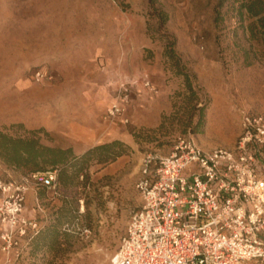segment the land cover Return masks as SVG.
I'll return each mask as SVG.
<instances>
[{
	"label": "rangeland",
	"instance_id": "374dc122",
	"mask_svg": "<svg viewBox=\"0 0 264 264\" xmlns=\"http://www.w3.org/2000/svg\"><path fill=\"white\" fill-rule=\"evenodd\" d=\"M216 3L0 0V130L43 128V143L81 153L85 149L70 145L79 144L73 134L99 124L102 143L119 139L130 146L114 162L91 168L86 186L65 193L57 184L34 187L40 227L55 217L63 198L74 199L77 215L60 225L70 243L58 251L28 244L20 264H113L129 216L141 203L135 182L147 155H167L182 134L205 150L231 148L239 111L264 114V63L237 60L230 32L235 22L216 26ZM160 12L167 15L161 24ZM185 75L198 92L196 103L176 96ZM122 84L129 86V103L123 116L108 119L106 108Z\"/></svg>",
	"mask_w": 264,
	"mask_h": 264
},
{
	"label": "built area",
	"instance_id": "2783aa9c",
	"mask_svg": "<svg viewBox=\"0 0 264 264\" xmlns=\"http://www.w3.org/2000/svg\"><path fill=\"white\" fill-rule=\"evenodd\" d=\"M129 93L122 84L106 118L123 116ZM239 125L231 148L205 150L180 135L167 155L143 159L135 182L141 203L129 216L113 264H264V114L240 110ZM31 182L55 188L56 172L0 179L4 264H13L40 228L25 215Z\"/></svg>",
	"mask_w": 264,
	"mask_h": 264
},
{
	"label": "trees",
	"instance_id": "16d2710c",
	"mask_svg": "<svg viewBox=\"0 0 264 264\" xmlns=\"http://www.w3.org/2000/svg\"><path fill=\"white\" fill-rule=\"evenodd\" d=\"M153 4L154 0H149ZM214 23L216 26L226 20H234L231 28L234 54L242 65L251 66L256 62L264 63V0H217ZM166 14L160 12L161 23ZM183 91L177 92L185 102L199 99L194 83L188 75L183 79ZM192 107H195L193 104ZM196 132L200 131L203 122L204 107H200ZM22 128L21 124L17 125ZM47 135L43 128L22 132L0 130V160L7 166L22 171L24 174L55 171L57 185L65 191L78 186H86L90 178L91 168L95 171L114 162L122 155L128 154L130 146L122 140L113 139L96 144L81 153H75L71 147L50 146L43 143L40 134ZM185 135V134H182ZM138 140L137 135L134 136ZM44 190L38 191L43 198ZM77 215L74 199L63 198L55 217L44 227H40L30 239L29 244L34 251L48 248L51 251L61 249L63 242L70 243L72 236L60 231V225L72 221Z\"/></svg>",
	"mask_w": 264,
	"mask_h": 264
},
{
	"label": "crops",
	"instance_id": "0c3cea01",
	"mask_svg": "<svg viewBox=\"0 0 264 264\" xmlns=\"http://www.w3.org/2000/svg\"><path fill=\"white\" fill-rule=\"evenodd\" d=\"M98 127H90V126H84L82 130L75 134H73V137L79 144H70L73 148H80L81 150L87 149L89 147H92L96 144L102 143L105 139H102V125L97 124ZM80 150V151H81ZM11 173H14L15 176L12 177ZM25 174L16 172L8 167H6L4 164L0 163V179L4 181H18L20 180ZM38 207V198H37V192L33 186V182H31L29 189L26 192L25 195V215L28 218H34L36 217V213L39 212L36 210ZM42 215V214H41ZM2 242L0 240V264H4L6 262V256L1 250ZM22 258L20 256L18 259L11 258L13 261V264H20L19 260Z\"/></svg>",
	"mask_w": 264,
	"mask_h": 264
}]
</instances>
